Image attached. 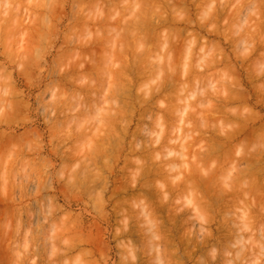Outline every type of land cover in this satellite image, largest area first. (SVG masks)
<instances>
[{
	"label": "clouds",
	"instance_id": "9594fccd",
	"mask_svg": "<svg viewBox=\"0 0 264 264\" xmlns=\"http://www.w3.org/2000/svg\"><path fill=\"white\" fill-rule=\"evenodd\" d=\"M0 264H264V0H0Z\"/></svg>",
	"mask_w": 264,
	"mask_h": 264
}]
</instances>
